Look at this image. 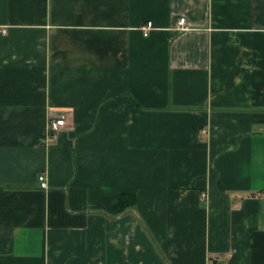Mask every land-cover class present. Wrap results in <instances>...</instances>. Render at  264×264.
<instances>
[{
  "label": "crops",
  "instance_id": "0c3cea01",
  "mask_svg": "<svg viewBox=\"0 0 264 264\" xmlns=\"http://www.w3.org/2000/svg\"><path fill=\"white\" fill-rule=\"evenodd\" d=\"M0 264H264V0H0Z\"/></svg>",
  "mask_w": 264,
  "mask_h": 264
},
{
  "label": "built area",
  "instance_id": "2783aa9c",
  "mask_svg": "<svg viewBox=\"0 0 264 264\" xmlns=\"http://www.w3.org/2000/svg\"><path fill=\"white\" fill-rule=\"evenodd\" d=\"M178 29L185 30L187 26H185V17H181L178 20ZM153 27V23L151 21L147 22L144 26H142L143 32L145 35L149 34L150 29ZM6 33V30H3ZM66 126V116L65 114L60 115L59 117L51 118L49 121V131L54 134L58 132L60 129ZM40 186L42 188H47L48 183L46 182V177L44 174L39 175ZM205 196V194H203Z\"/></svg>",
  "mask_w": 264,
  "mask_h": 264
},
{
  "label": "trees",
  "instance_id": "16d2710c",
  "mask_svg": "<svg viewBox=\"0 0 264 264\" xmlns=\"http://www.w3.org/2000/svg\"><path fill=\"white\" fill-rule=\"evenodd\" d=\"M136 195L134 193H124L121 195L118 203L115 206V212L120 213L126 210L128 207L135 205Z\"/></svg>",
  "mask_w": 264,
  "mask_h": 264
}]
</instances>
